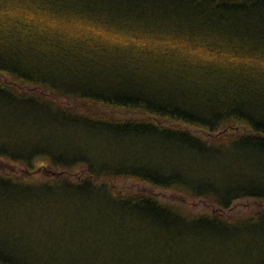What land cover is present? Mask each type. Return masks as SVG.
Wrapping results in <instances>:
<instances>
[{
	"label": "trees",
	"instance_id": "trees-1",
	"mask_svg": "<svg viewBox=\"0 0 264 264\" xmlns=\"http://www.w3.org/2000/svg\"><path fill=\"white\" fill-rule=\"evenodd\" d=\"M0 160V264H264V0H0Z\"/></svg>",
	"mask_w": 264,
	"mask_h": 264
},
{
	"label": "rangeland",
	"instance_id": "rangeland-1",
	"mask_svg": "<svg viewBox=\"0 0 264 264\" xmlns=\"http://www.w3.org/2000/svg\"><path fill=\"white\" fill-rule=\"evenodd\" d=\"M79 105L80 104H78L77 102H74V103H69L66 106L69 107L68 110H70L71 108L76 109V107ZM81 107L83 108L82 104H81ZM96 110L98 111V109ZM109 115L110 117L116 118V116H114L112 112H110ZM244 131L245 130H243L242 128H239L238 133H243ZM217 142H224V141L217 140ZM84 147L89 148L88 145H85ZM98 150L104 156H106L102 160L99 159V161L101 162L100 165L103 167L105 166V162L109 159L112 153L115 152V149L107 148L105 145L103 147L98 148ZM40 165H42L41 162L39 161L37 163L35 162L34 168H32V170H36V173L42 172L40 173L41 175L37 177L38 181L56 178V177H59L65 174L68 177V179L73 182V180H75L79 176V171L77 170H69L68 172L66 171L65 173H62L61 170L53 169L51 167H49L47 170L39 169ZM21 170H22L21 168L19 169L10 163L0 160V172L2 173L15 172L14 175L19 174L21 177H23L24 174L21 172ZM16 171H18L19 173H16ZM111 183H112L111 187L116 190V193L122 194L124 196L127 194L148 195V196H153L163 202L185 204L193 214L199 215L200 213L214 212L215 210L211 206H209L207 202L203 201L202 199H193V198H189L186 196H182L179 193H175L174 191H164V190L156 189V188L147 186L143 183L120 182V181L117 182L115 180ZM262 208H264V204H261L257 201L242 200V201L237 202L233 206L232 210L227 213L228 214L227 216L233 215L232 213H236L237 215H240V216H245L243 214H247V213L254 212V211H260Z\"/></svg>",
	"mask_w": 264,
	"mask_h": 264
}]
</instances>
